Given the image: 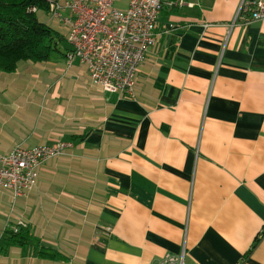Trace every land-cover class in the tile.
<instances>
[{"label":"crops","instance_id":"0c3cea01","mask_svg":"<svg viewBox=\"0 0 264 264\" xmlns=\"http://www.w3.org/2000/svg\"><path fill=\"white\" fill-rule=\"evenodd\" d=\"M177 1L161 0L131 95L67 64L64 27L37 14L63 47L0 73V152L73 146L26 195L0 189V264H150L181 246L184 264H264V19ZM19 222L25 246L7 240Z\"/></svg>","mask_w":264,"mask_h":264},{"label":"built area","instance_id":"2783aa9c","mask_svg":"<svg viewBox=\"0 0 264 264\" xmlns=\"http://www.w3.org/2000/svg\"><path fill=\"white\" fill-rule=\"evenodd\" d=\"M116 1L48 0V18L58 21L66 31L70 46L67 64L78 60L91 84L102 91L131 95L139 65L157 38L161 0H128L124 8L116 6ZM31 9L37 11L35 6ZM239 11L251 19H264V0H242ZM72 146L70 140L59 139L0 152V189L9 191L13 198L26 195L35 186L42 164L66 154ZM21 225L24 223L19 222L14 231ZM185 256L181 246L179 253H166L150 264H184Z\"/></svg>","mask_w":264,"mask_h":264},{"label":"trees","instance_id":"16d2710c","mask_svg":"<svg viewBox=\"0 0 264 264\" xmlns=\"http://www.w3.org/2000/svg\"><path fill=\"white\" fill-rule=\"evenodd\" d=\"M45 10L46 0H0V73L11 72L19 60L42 62L50 58L58 48L55 41L62 36L45 22L38 19L36 11ZM7 240L17 246H25L30 234L28 229L19 226L16 231L8 232ZM264 229L257 234L258 241ZM44 258H63L53 248H43L37 253Z\"/></svg>","mask_w":264,"mask_h":264},{"label":"rangeland","instance_id":"374dc122","mask_svg":"<svg viewBox=\"0 0 264 264\" xmlns=\"http://www.w3.org/2000/svg\"><path fill=\"white\" fill-rule=\"evenodd\" d=\"M46 2H47V8L44 10V11H46V13H47V16H48V0H46ZM115 5H116V2H115ZM40 10H42V9H37V11H36V13L38 14V16L41 18V15L42 14H40L41 13V11ZM39 12V13H38ZM53 22H55V21H53ZM63 28V27H62ZM60 30H62L61 28H59ZM59 34H60V32H59ZM64 35V34H63ZM61 41H62V39H61ZM66 41V40H65ZM57 43H58V40H57ZM59 44V46L60 47H63V44L62 43H58ZM55 53H57V51H54V54ZM53 54V55H54ZM59 241V240H58ZM62 242L64 241V240H61ZM72 241H75V240H73V239H71V240H68L67 239V241H65L67 244H66V246H67V248L69 249V247H70V242L72 243ZM74 244V243H73Z\"/></svg>","mask_w":264,"mask_h":264}]
</instances>
